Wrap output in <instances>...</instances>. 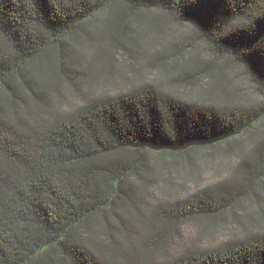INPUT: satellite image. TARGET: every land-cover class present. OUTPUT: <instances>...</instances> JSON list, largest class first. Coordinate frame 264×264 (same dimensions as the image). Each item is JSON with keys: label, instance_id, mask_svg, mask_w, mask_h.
<instances>
[{"label": "trees", "instance_id": "obj_1", "mask_svg": "<svg viewBox=\"0 0 264 264\" xmlns=\"http://www.w3.org/2000/svg\"><path fill=\"white\" fill-rule=\"evenodd\" d=\"M0 264H264V0H0Z\"/></svg>", "mask_w": 264, "mask_h": 264}, {"label": "rangeland", "instance_id": "obj_2", "mask_svg": "<svg viewBox=\"0 0 264 264\" xmlns=\"http://www.w3.org/2000/svg\"><path fill=\"white\" fill-rule=\"evenodd\" d=\"M149 77L154 76L153 72H146ZM98 86L97 89H100ZM67 104L71 105L74 103L75 98L72 94L68 93ZM254 98H257L254 96ZM237 156H228L222 153H218L215 157H207L201 155L199 157V173L193 177L190 175L188 170L177 172H172V181L167 182L166 176L161 178V180L156 184L154 197H151L148 201L151 202L152 199L161 198L163 200H168L174 202L179 199H184L186 195L190 194L198 188H202L205 185L219 179L220 177L228 176L231 172L233 164L236 163ZM152 203V202H151ZM254 206H248L247 208H252ZM204 224L201 221H191L184 224L181 228L180 235H176L174 238V243L172 244L171 252H177L182 250L189 244L208 243V244H218L223 239L235 237L239 235L240 229L238 225H234L231 222L218 225L208 232H204Z\"/></svg>", "mask_w": 264, "mask_h": 264}]
</instances>
